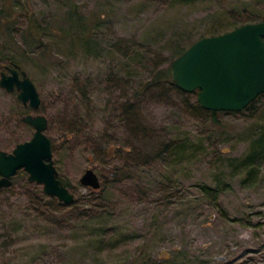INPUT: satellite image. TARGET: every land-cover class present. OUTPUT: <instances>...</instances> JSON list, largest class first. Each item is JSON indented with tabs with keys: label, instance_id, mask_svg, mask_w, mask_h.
<instances>
[{
	"label": "rangeland",
	"instance_id": "374dc122",
	"mask_svg": "<svg viewBox=\"0 0 264 264\" xmlns=\"http://www.w3.org/2000/svg\"><path fill=\"white\" fill-rule=\"evenodd\" d=\"M75 1L94 39L52 30L43 37L52 61L40 63L21 48L24 5L51 27L65 1L0 0L12 14L9 32L0 17V72L14 58L41 99L32 109L0 87V149L31 138L24 115H44L58 177L77 201L62 210L21 177L0 188V264H264V161L255 179L238 162L264 120V96L211 119L197 91L165 73L176 49L226 25L233 8L264 12V0ZM73 119L80 129L69 134ZM87 168L109 215L92 221L82 214L95 208L79 182ZM202 184L218 187L216 203Z\"/></svg>",
	"mask_w": 264,
	"mask_h": 264
},
{
	"label": "water",
	"instance_id": "95a60500",
	"mask_svg": "<svg viewBox=\"0 0 264 264\" xmlns=\"http://www.w3.org/2000/svg\"><path fill=\"white\" fill-rule=\"evenodd\" d=\"M174 84L183 91H197L200 106L212 111L240 112L264 93V19L247 22L229 31L199 38L170 64ZM0 87L17 92V99L32 109L41 99L35 84L19 65H4ZM23 121L34 128L30 139L7 152L0 149V188L8 187L18 170L27 180L41 184L43 192L68 204L74 195L58 178L52 159V142L45 133L47 118L26 114ZM79 182L100 188L96 172L87 168Z\"/></svg>",
	"mask_w": 264,
	"mask_h": 264
},
{
	"label": "trees",
	"instance_id": "16d2710c",
	"mask_svg": "<svg viewBox=\"0 0 264 264\" xmlns=\"http://www.w3.org/2000/svg\"><path fill=\"white\" fill-rule=\"evenodd\" d=\"M1 1H5V0H1ZM64 1H65V5L67 9L64 15L61 17V24L57 23V25L55 24V26L53 25L51 27L49 25L47 26L45 24H42V22L36 17V15L33 14L31 7L24 5V16L26 19V27L23 30L22 35H21V48H24L26 53L34 54L36 52L35 53L37 56L36 60L39 61L40 63H43V62L47 63V62L52 61V59L50 58L51 55L49 53L48 45L44 44V40H43L44 35L51 34L52 30L58 29L60 33H63L65 35L67 34L70 36H75L78 39L83 40V42L85 43H88L94 39V36H95L94 31L96 28L94 22L92 20H89V18H87V15L83 12V10L79 6H77L78 4L76 3L75 0H64ZM176 1L182 2V3H191V2H198V1H203V0H176ZM4 6L5 5H3L2 8H0V17L1 19H3V21L5 22L7 26V31L6 29H4L3 31L5 33V32L10 31V20H12V14L10 13V9ZM229 14L232 19L228 21L226 25H215L212 30L208 31L209 32L208 34H202L199 36V38L208 36V35L220 34V33L229 31L235 27H238L242 24H245L247 22H256V21H260L264 19V12L260 11L259 9L256 10L255 8L237 7V8H233ZM5 48L8 49L11 47L10 46L7 47L5 45ZM186 48L187 47L183 49L181 48L176 49V51L174 52V55L177 57ZM14 60L15 59L12 58L9 61V64L7 65H11L13 63L17 64V62ZM165 73H167V75L170 76V69L168 68ZM159 74L160 73H156L152 80L158 79L160 77ZM169 83L174 88L178 89L173 81H169ZM263 96H264V93L259 94L257 98L251 103H249L243 110L252 109L256 101H258V99ZM196 107L200 112L204 114H208L211 119H215L218 113H228L226 111H212V110L204 109L200 106L199 103H196ZM77 121H78L77 119H73L72 123L68 125L67 129L68 131H70L69 134L78 133V130L80 129V123ZM258 125L259 127L256 131V135L250 141L247 151L238 158L239 167L244 168L247 173V176L253 179H255L256 176L258 175V172H259L258 169L260 167V164L264 161V120H262V122L261 120H259ZM20 177L21 179H24L28 185H32V182H29L27 180V173L23 169H20L13 176L11 185L6 188L4 187V188L10 189L14 185V179L16 178L18 179ZM60 180L63 183V185L68 188V184L66 183V181L62 179ZM87 189L89 193L88 195L89 199L87 200L89 203L94 204L93 206H95V208L93 207L91 210H84V213L82 212V214L89 216V220L91 221L95 220L94 219L95 217L105 218L109 216L107 214L106 205L104 204V201L102 199L103 198L102 193L99 195H96L99 189H92L89 187H87ZM200 189L202 192H204L207 195L208 198H210L212 201L216 203L218 196H219V192H220L218 187L215 188V187L202 184ZM94 196L96 197V199L99 200L98 203H93L92 202L93 199L92 200L90 199V198H94ZM43 197L45 198L47 197L50 200L53 199L54 201H56L58 206L63 207L62 210L75 206V202H77L76 199L74 198L71 203L65 204L57 200V198L54 196L49 197L43 194ZM39 207H41L45 212L40 211ZM34 209L41 214H47L50 212V209L52 208L48 206L47 204H42V205H37V206H35L34 204ZM55 210L56 209L54 208V211Z\"/></svg>",
	"mask_w": 264,
	"mask_h": 264
},
{
	"label": "flooded vegetation",
	"instance_id": "af4514ba",
	"mask_svg": "<svg viewBox=\"0 0 264 264\" xmlns=\"http://www.w3.org/2000/svg\"><path fill=\"white\" fill-rule=\"evenodd\" d=\"M13 178V177H12Z\"/></svg>",
	"mask_w": 264,
	"mask_h": 264
}]
</instances>
